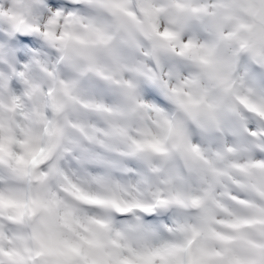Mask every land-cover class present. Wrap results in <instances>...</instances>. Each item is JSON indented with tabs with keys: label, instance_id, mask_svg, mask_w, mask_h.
Here are the masks:
<instances>
[{
	"label": "clouds",
	"instance_id": "1",
	"mask_svg": "<svg viewBox=\"0 0 264 264\" xmlns=\"http://www.w3.org/2000/svg\"><path fill=\"white\" fill-rule=\"evenodd\" d=\"M0 264H264V0H0Z\"/></svg>",
	"mask_w": 264,
	"mask_h": 264
}]
</instances>
